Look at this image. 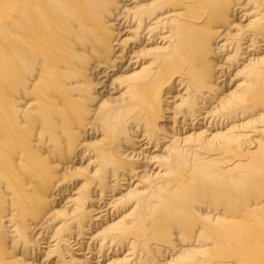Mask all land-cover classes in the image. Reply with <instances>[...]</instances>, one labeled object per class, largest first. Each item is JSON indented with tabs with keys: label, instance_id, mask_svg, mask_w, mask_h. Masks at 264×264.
I'll return each instance as SVG.
<instances>
[{
	"label": "bare ground",
	"instance_id": "obj_1",
	"mask_svg": "<svg viewBox=\"0 0 264 264\" xmlns=\"http://www.w3.org/2000/svg\"><path fill=\"white\" fill-rule=\"evenodd\" d=\"M0 197V264H264V0H0Z\"/></svg>",
	"mask_w": 264,
	"mask_h": 264
},
{
	"label": "rangeland",
	"instance_id": "obj_2",
	"mask_svg": "<svg viewBox=\"0 0 264 264\" xmlns=\"http://www.w3.org/2000/svg\"><path fill=\"white\" fill-rule=\"evenodd\" d=\"M124 66H127V64H125ZM123 68L124 67H122L121 68V70H123ZM116 75H118V74H116ZM233 76V75H232ZM115 77V75L112 77V79ZM90 78H92V77H90ZM111 81L112 80H110L109 81V83H111ZM93 85H94V87L96 88L97 86H95V83H93ZM100 91H102V90H100ZM114 91V90H113ZM95 96V95H94ZM97 96H99V95H97ZM100 97V96H99ZM89 138H91L89 135H87V133H83L82 134V136H81V139L82 140H87L88 141V139ZM126 146H124L123 148H125ZM92 155H86V159L84 158L83 159V162H84V165H82L83 167L82 168H85L86 170H85V173L86 174H83L82 173V171H81V174H80V172H78V173H75L73 176L74 177H76L77 178V180H76V178L75 179H68L67 180V183H65V184H62L61 186H63V188L64 187H66L67 185H69V186H71L70 187V191L72 190V192H76L77 190H76V187H74V186H79L81 183H84L85 182V180L88 178V171L90 170V169H92V167H93V165H88V160L89 159H91L90 157H91ZM88 157H89V159H88ZM73 160H75V158L73 159ZM68 160H64L62 163H61V165L59 166V170H63V167H66L65 166V162H67ZM73 163V162H72ZM78 163V162H77ZM75 163L76 164V166H80V164L78 163ZM69 164H71V162H69L68 164H66V165H69ZM84 171V170H83ZM70 180H73V182H69ZM81 182V183H79V185H76L78 182ZM75 184V185H74ZM70 191H67L65 194H62V195H58L57 197H55V199L53 200V202L52 203H50V204H48V206H47V208L45 209V211H43V214L44 213H46L47 211H51L53 208L54 209H61L63 212H60L61 214H59V216H57L56 218H55V220H54V223H53V226H55V228L56 227H58L60 224H62L63 223V220H65L66 218H68L69 216H70V212H72L73 210H75V213L77 214V215H79V213H80V209L78 208V209H76V207H77V205L76 204H78V200H72V201H67V199L69 198V197H71L72 195L70 194ZM59 192V191H58ZM57 192V193H58ZM71 199H73V198H71ZM66 201H67V203H66ZM74 203V204H73ZM87 204L88 205H91V203L89 202L88 203V201H87V203H86V205L85 206H87ZM8 205V202H7V204H5L3 201H2V198L0 197V216L1 215H6V214H9L10 212H11V210H10V208L7 206ZM82 210V209H81ZM68 211H70V212H68ZM74 215V214H73ZM94 229H96V227H93ZM1 236H2V234H1ZM89 236H90V234H86V236H81L82 238H84L83 240L86 242L85 243V247L86 248H88L87 246H88V243H89ZM6 243H9L8 242V238L6 239ZM86 251V250H85ZM42 254V253H41ZM40 254V255H41ZM11 255H17V257H18V259L19 260H21V261H23L24 259H27V258H30V256L31 255H27V256H23V254H22V252H21V249L19 248V247H15L13 250H11ZM59 252H54L52 255H50L49 256V258L47 259V263H43V264H56L57 263V261H58V259H59ZM44 257V256H43ZM43 257H41L40 259H39V264L40 263H42L43 261ZM140 257V256H139ZM160 258H162L160 255H158L157 253H155V251H149L148 253H142L141 254V257H140V264H147V262L149 261V260H157V262L158 261H160L159 259ZM67 260H69V258L68 257H66V260H65V262H64V264H71L70 262H66ZM139 264V263H138Z\"/></svg>",
	"mask_w": 264,
	"mask_h": 264
}]
</instances>
